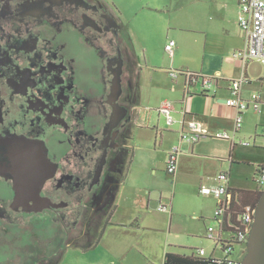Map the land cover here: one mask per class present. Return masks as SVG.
<instances>
[{"label":"flooded vegetation","instance_id":"1","mask_svg":"<svg viewBox=\"0 0 264 264\" xmlns=\"http://www.w3.org/2000/svg\"><path fill=\"white\" fill-rule=\"evenodd\" d=\"M127 34L102 0H0V161L1 141L22 139L36 144L52 167L26 199L17 198L14 175L0 173V240L21 236L12 227L48 225L56 229L53 245L63 246L55 252L59 259L78 238L91 236L110 208L130 155L138 78ZM98 60L102 91L94 84ZM122 107L129 109L123 119ZM26 216L40 220L19 219ZM36 248L32 258L47 259Z\"/></svg>","mask_w":264,"mask_h":264},{"label":"crops","instance_id":"2","mask_svg":"<svg viewBox=\"0 0 264 264\" xmlns=\"http://www.w3.org/2000/svg\"><path fill=\"white\" fill-rule=\"evenodd\" d=\"M176 4V12L159 42L148 28L138 32L131 23L127 25L130 43L138 56L135 101L131 105L135 118L127 141L130 157L125 158L121 185L111 206L98 216L93 234L88 239L78 238L65 251L68 253L73 248L87 257L93 251H101L100 258L91 254L93 258L83 259V264H164L167 252L189 255L200 249L205 250L206 257L222 258V245L207 236L210 226L220 232V220L215 216L217 199L213 194L201 193L202 187L217 183L216 169L210 173L211 168L219 164L220 172H229L232 193L254 196L257 167L264 162L254 166L252 177L245 178V185L240 184L239 178H234V168L241 162L235 149L243 146L237 141L246 139L242 137L244 116L250 112L257 117L255 131L248 141L251 138L253 147H264L258 143V133L264 129V75L254 77L249 73V64L257 59L243 63L233 58L234 51L245 45V33L238 21L239 0H178ZM119 12L125 24L122 9ZM171 39L176 41L173 53L166 50ZM171 69L202 75L221 73L222 76L210 92L202 91L200 81L188 92L185 77L172 78L168 72ZM243 76L247 79L242 86L243 97L250 98L252 93L261 92L263 100L260 110L250 106L243 111V125L237 133L236 144L225 139L228 142L223 143L224 151L219 147L221 142L214 141L213 137H204L197 143L182 141L181 132L188 129L192 120L199 121L211 132L234 133L237 110L227 105L226 100L232 96V81ZM165 100L173 104V123L159 110ZM177 144L181 147L178 170L176 174H169L168 154ZM168 176L174 178L172 189L167 185L157 186L160 193L148 189L152 177L163 178L167 183ZM207 195L215 200L209 211L201 206L199 199ZM252 201L250 196L249 203ZM161 203L167 204L169 210H158ZM230 236L229 231L222 232L223 238ZM207 240L211 241L209 249L204 245ZM244 247L242 244V249L235 254L237 257L232 256L240 258L245 254Z\"/></svg>","mask_w":264,"mask_h":264},{"label":"built area","instance_id":"3","mask_svg":"<svg viewBox=\"0 0 264 264\" xmlns=\"http://www.w3.org/2000/svg\"><path fill=\"white\" fill-rule=\"evenodd\" d=\"M238 21L240 27L245 33V45L243 48L234 51L233 58L242 61L243 63L252 59H257L258 61L264 63V0H239ZM175 46L176 41L171 39L166 45V50L173 53ZM168 72L172 78L180 76L185 77L188 92L190 91L191 83L195 81H200L203 92H210L212 91L214 83H216L222 76L221 73L202 75L197 72L180 69H171L168 70ZM246 80L247 79L244 76L234 79L231 83L232 96L226 100L227 105L237 110L234 133L231 134L228 131L211 132L208 127L204 126L199 121L192 120L189 122L188 129L181 132V140L189 143H197L204 137H216L231 140L233 145L236 144L237 133L243 125V111L250 106L260 110L263 100V94L261 92L252 93L250 98L243 97L242 86ZM159 110L167 116L169 123H173L175 121L172 113L173 104L171 101L165 100L161 104ZM237 142H240L245 146L251 144V142L246 139H240ZM180 154L181 147L179 144L175 145L169 152L167 158V172L169 174H176ZM216 181L217 183L214 186L202 187L201 189V193L213 194L217 199L215 216L220 220V232L217 233L216 227L210 226L208 228L207 236L222 245L224 257L213 258L214 260H217V264H241L245 255L240 258H234L232 255L235 251L236 245L240 244L245 245V252H243L246 254L247 241L254 222L256 207L252 204L241 206L238 216L239 226H235L231 222V205H233V203H235V205L238 204L239 195L230 191L229 172L221 171L216 176ZM255 181V191L263 192L264 164L257 167ZM158 210H169V206L165 203H161L158 206ZM227 218L229 219L227 220ZM225 221L228 223L227 228ZM225 230L229 231L231 234V236L226 239L222 237V232ZM198 253L204 256L206 252L204 249H200Z\"/></svg>","mask_w":264,"mask_h":264},{"label":"rangeland","instance_id":"4","mask_svg":"<svg viewBox=\"0 0 264 264\" xmlns=\"http://www.w3.org/2000/svg\"><path fill=\"white\" fill-rule=\"evenodd\" d=\"M103 2H106L113 10L114 12L119 15V9H122V19L125 21L126 27L128 23H131V27L135 29L138 32H141V30L149 29V31L152 33L153 38L156 42H159L162 37L167 32V27H169L170 20L173 18L175 12H176V6L178 0H102ZM215 1V0H212ZM160 7V8H158ZM199 12H205L203 10H199ZM128 31V30H127ZM126 42L130 43L129 36L127 34ZM157 49V48H156ZM101 63L98 60L97 66H93L94 68V84L97 89V91H102L103 82H102V73H101ZM249 73L256 77L260 74L264 75V63L254 60L249 64ZM92 76V75H91ZM257 114L250 112L246 113L244 116V128L242 132V137H245L248 140V137L254 133L255 131V121H256ZM258 134V143L264 145V130L259 132ZM213 140L216 142H221L219 145L220 148H223L225 151V146L223 143H226L225 139H220L213 137ZM249 141L252 143V146H237L235 151L237 154V158L240 159V165L235 169L234 168V178L238 177L240 184H244L246 177H252V174L254 172V166L257 165V163H263L264 162V147L263 148H256L253 147V140L250 138ZM230 142V141H229ZM221 155L228 154L227 152H220ZM216 169V170H215ZM215 170V175H218L220 173V167L219 164L216 168H211V172ZM214 175V176H215ZM174 180L173 177L168 176L167 177V183H164L163 178H155L152 177V179L149 180L150 186H147L148 189H152L153 191H157L160 193L161 191L157 186L161 185H167L169 189H172L173 184L171 181ZM170 181V182H169ZM245 185V184H244ZM249 185V184H248ZM213 197V196H212ZM211 195L207 196H199V199L201 200V206L204 205L206 210H212L214 206V197L212 198ZM20 220H36L39 221L40 218L35 217H20ZM46 228L43 230H40L38 225L36 223H33L30 226L27 227H12L15 228V230H12V232H19V236H14L15 238L12 239V241H6V240H0V264H59L56 263L58 259V254L55 255V252H59L63 246H59L57 248L56 245H53L54 240V232L56 229L50 228L48 225H45ZM11 228V229H12ZM34 232H36L38 235H36ZM31 233H34L33 236L29 237ZM39 238V239H38ZM42 239H50L48 241L41 240ZM84 239H88L89 237L85 236ZM52 239V240H51ZM68 240H65L64 242H67ZM46 242V243H45ZM63 242V243H64ZM211 241L207 240L204 245L210 246ZM63 245V244H60ZM34 247H37L38 250L40 248L43 249L46 253L47 259L45 260H36L32 258V255L36 252H33ZM236 251L233 254L234 257H237L235 254H238L239 251L242 249V244L236 246ZM188 252H191V250H187ZM245 252V247H244ZM65 253V252H64ZM62 253L61 259L62 264H83V259L86 258H93L91 254L95 257H101V251L94 253L91 252L90 255L87 257V255L82 254L81 252L75 251L73 248L68 253ZM221 255V252L218 254ZM91 256V257H90ZM99 257V258H100ZM243 257V254L240 256ZM89 259V260H90ZM60 262V261H59Z\"/></svg>","mask_w":264,"mask_h":264},{"label":"water","instance_id":"5","mask_svg":"<svg viewBox=\"0 0 264 264\" xmlns=\"http://www.w3.org/2000/svg\"><path fill=\"white\" fill-rule=\"evenodd\" d=\"M115 85L114 101L117 102L122 94V83L117 80ZM128 114L129 109L122 107L121 119ZM134 118L132 113L131 120ZM129 138L130 127L128 128L127 141ZM1 144L4 154L1 156L2 170L0 173L14 175L18 199H26L29 195L35 196L52 171L45 155L36 144L22 139L2 140ZM120 185L121 181L119 180L116 190ZM241 264H264V191L256 206L254 222L247 241V252Z\"/></svg>","mask_w":264,"mask_h":264},{"label":"trees","instance_id":"6","mask_svg":"<svg viewBox=\"0 0 264 264\" xmlns=\"http://www.w3.org/2000/svg\"><path fill=\"white\" fill-rule=\"evenodd\" d=\"M195 82H192L190 86H192ZM252 193H254V196L250 195L253 197L252 203L251 202L249 203V197H250L249 195L244 196L242 194V192H240L238 204L235 205V203H233V205H231V212H232L231 213V222L235 226H239L238 216L240 213L241 206L247 205V204H252L253 206L256 207L263 192L254 191ZM225 223H226L225 225L227 228L228 227L227 221H225ZM231 230H233V229H231ZM246 252H247V250H246ZM60 259L61 258H59L56 263H59ZM216 261L217 260H214L213 257L202 256L198 252H195V251H193L189 255L179 254V253H174V252H167L165 255L164 264H217Z\"/></svg>","mask_w":264,"mask_h":264}]
</instances>
